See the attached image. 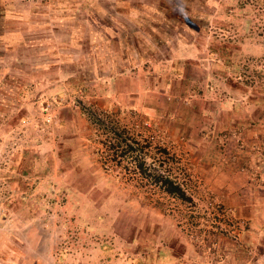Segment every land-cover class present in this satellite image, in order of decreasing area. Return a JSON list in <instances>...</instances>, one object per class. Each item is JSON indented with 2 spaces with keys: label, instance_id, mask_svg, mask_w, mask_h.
Wrapping results in <instances>:
<instances>
[{
  "label": "rangeland",
  "instance_id": "374dc122",
  "mask_svg": "<svg viewBox=\"0 0 264 264\" xmlns=\"http://www.w3.org/2000/svg\"><path fill=\"white\" fill-rule=\"evenodd\" d=\"M119 1L169 39L128 90L85 58L102 36L84 0H0V264H264V0ZM94 110L150 140L146 163L192 201L103 160ZM231 174L240 218L217 189Z\"/></svg>",
  "mask_w": 264,
  "mask_h": 264
},
{
  "label": "crops",
  "instance_id": "0c3cea01",
  "mask_svg": "<svg viewBox=\"0 0 264 264\" xmlns=\"http://www.w3.org/2000/svg\"><path fill=\"white\" fill-rule=\"evenodd\" d=\"M101 2L102 1L100 0H90V1L84 0L83 5L81 6L84 8V11L87 15L86 21L83 24L81 23V25H83V28H85L86 30L88 29V26L92 27L93 28L92 31L88 29V31L91 34L95 29L97 35L99 33V37H97L98 40H100V35L102 36V40H100L99 43H97L99 49L96 47V49H98L99 51L96 50L94 54L88 46V39H86L87 43H86L85 58L90 61L95 59V61L99 62V65H101L100 67L101 71H105V69H107L108 74L107 75L105 74L106 77L107 76L111 77L117 88L119 87L118 83L122 82L127 87L128 90L131 87L130 86L131 82H129L128 79L123 81L122 80L124 76L123 74H125L127 70L134 69L136 67L135 65L136 61L143 59L146 54H149L145 46L150 44H156L159 46H162L164 44L166 45L169 39H167L165 36H163L160 33V29L157 28V24H156L157 20L156 22L152 23L151 17L144 15L142 11L138 12L140 16L136 15L137 12L132 15L131 13L135 12V10L134 8H130L129 4L126 1L121 2L119 0L117 1L115 0L113 2V5L111 6V8L113 9V14L114 17H116L117 15V18L119 20L117 19L118 22H115L116 20L107 21L106 18H103L102 16L101 6H103L102 5L103 3ZM108 18L110 17L108 16L107 19ZM88 31H86V34H88ZM152 37H155L154 43H151ZM23 41L24 39L22 40V43ZM139 45H142L141 49H139ZM100 48H102L103 51L102 54ZM108 54H109L108 57L109 59L105 57V55ZM101 59L103 60V63L100 62ZM105 61L107 62V64L105 63ZM173 70H175L176 72V65L173 67ZM176 73L178 74V72ZM131 81H133V79ZM176 81L177 79L171 80L172 85ZM160 83L161 84L159 86L162 85V80H160ZM160 89H162V87H160ZM194 109L196 110L198 108L196 107ZM236 109H238V104L233 105V112H235ZM196 111L199 112L200 115V109ZM226 114L230 116L228 112ZM174 119L181 120L182 117L177 115L176 118ZM257 163H263V162L258 160ZM263 170L264 167H261V171ZM227 179H229L231 182L229 181L227 184L225 182L224 186L221 185L217 186V189L219 190V193L222 196H224L223 198L226 204L231 205L230 203L233 201L238 202L235 206L238 211L236 212V214L240 218L242 209L239 208L238 205L239 204L245 205V203H247L249 209L250 208L249 203L237 197L238 190L233 186L236 180L235 177H233L234 180L227 177L226 179H224V181ZM250 206L252 207L251 204Z\"/></svg>",
  "mask_w": 264,
  "mask_h": 264
},
{
  "label": "trees",
  "instance_id": "16d2710c",
  "mask_svg": "<svg viewBox=\"0 0 264 264\" xmlns=\"http://www.w3.org/2000/svg\"><path fill=\"white\" fill-rule=\"evenodd\" d=\"M163 19L167 21L168 17H164ZM177 19L178 18H175L176 21H179ZM197 21L199 20H193L192 22L195 24L190 23V26L198 29L202 26V20H200V23ZM197 26L199 27L197 28ZM86 116L90 126L96 129L97 134H99L98 137L101 139V145L104 148L101 155L105 157H102L103 160L113 159L120 163V161L128 159L134 164V173L140 176L149 187H153L155 191L179 201H192L186 194V190L182 184L171 178L164 170L160 171L152 168L146 163L145 150L150 146V140L143 139V141H139L130 136L123 128H119L117 125L118 123L111 118L107 111L94 110L92 112H87ZM141 142H143V144ZM159 150L166 156H170L168 150L163 148Z\"/></svg>",
  "mask_w": 264,
  "mask_h": 264
}]
</instances>
